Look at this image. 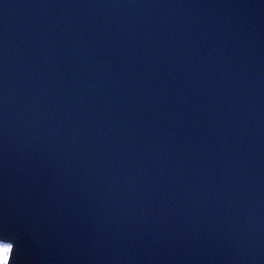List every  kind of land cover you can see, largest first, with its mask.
Returning <instances> with one entry per match:
<instances>
[{"label": "water", "instance_id": "obj_1", "mask_svg": "<svg viewBox=\"0 0 264 264\" xmlns=\"http://www.w3.org/2000/svg\"><path fill=\"white\" fill-rule=\"evenodd\" d=\"M9 264H264V0H0Z\"/></svg>", "mask_w": 264, "mask_h": 264}, {"label": "snow or ice", "instance_id": "obj_2", "mask_svg": "<svg viewBox=\"0 0 264 264\" xmlns=\"http://www.w3.org/2000/svg\"><path fill=\"white\" fill-rule=\"evenodd\" d=\"M13 245L0 240V264H9Z\"/></svg>", "mask_w": 264, "mask_h": 264}, {"label": "rangeland", "instance_id": "obj_3", "mask_svg": "<svg viewBox=\"0 0 264 264\" xmlns=\"http://www.w3.org/2000/svg\"><path fill=\"white\" fill-rule=\"evenodd\" d=\"M3 241V240H2ZM4 242H7V243H9L8 241H4Z\"/></svg>", "mask_w": 264, "mask_h": 264}]
</instances>
